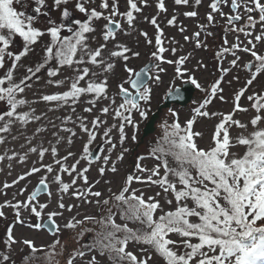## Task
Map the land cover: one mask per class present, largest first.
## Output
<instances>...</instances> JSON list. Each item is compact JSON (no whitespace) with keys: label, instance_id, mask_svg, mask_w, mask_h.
<instances>
[{"label":"snow or ice","instance_id":"snow-or-ice-1","mask_svg":"<svg viewBox=\"0 0 264 264\" xmlns=\"http://www.w3.org/2000/svg\"><path fill=\"white\" fill-rule=\"evenodd\" d=\"M201 2L195 0V6L198 8ZM174 4L189 6L190 0H174ZM126 5V10L121 12L119 0H99L98 3L97 0H0V134L11 135L14 126L26 128L33 123L39 125L34 129L31 139L24 137L25 144L21 145L23 154L12 151L9 155L8 151L11 150H6L0 155V162L8 161V175H11L13 161L24 169L10 183L5 181L2 184L0 195L7 196L8 189L29 180L33 175L44 173L36 189L24 200L17 197L24 196L27 186L19 188L11 200L0 202V218H6V208L14 212V222L6 229V247L10 249L16 243H23L35 254L38 249L33 240L25 238L19 241L14 237L15 225L26 223L23 212L27 211L37 221L28 225L30 229L47 228L55 235L60 231V226L54 217L63 216V210L71 212L76 207L64 203V195L70 193L85 204H94L101 209V214L99 219L96 216H85L83 220L73 217L64 224L66 229H77L78 225L89 221L100 228L91 243L81 245L69 256L67 264H74L77 257L82 259L92 252H98L101 257L107 255L112 264H264V94L253 92L246 96L255 112L248 123L233 118L237 112L249 111L241 107V98L245 97L257 76L264 74V54L257 51V45L264 43V0H211L210 11L206 15L207 23H197L198 31L191 37L183 36L186 42L195 40L197 49L206 47L200 40L201 34H212L207 29L215 26L218 14L225 21L223 43H229L228 33L236 34L237 42L223 49L224 53L231 52L234 57L230 64L237 66L241 59L238 52L250 54L253 58V62L246 67H255V71L245 85L234 93V107L228 114L207 109L214 99L227 102L222 95V83L229 69L220 66L219 79L208 89L202 87L194 72L206 69V65L197 61L195 69L188 68L186 65L192 56L191 52L176 59L165 57V53L176 57L180 42L172 37L168 40L172 46H165L164 30L157 16L150 19L144 17L155 29L154 44L147 32H140L146 43L155 49L150 55L151 67L145 66L139 72L128 67L127 62L138 58L140 52L119 42L117 30L125 35L136 30L137 14H142L141 5L148 6V0H126ZM224 7L229 8V13L223 11ZM156 8L158 15L168 11L165 0H156ZM53 12H58L59 16L54 17ZM182 15L198 18L199 14L197 10H192ZM177 19V15L173 14L167 19V25L176 27ZM101 21L104 23L101 24ZM98 24L100 42L93 49L89 45V37L97 33ZM122 24L127 25V30ZM178 30L180 33L187 31L182 24ZM241 34L246 43L240 40ZM46 36L48 41L41 49L43 56L34 67H26V74L17 81L15 73L24 67L23 59L34 52L35 46ZM221 55L217 53V59ZM119 61L124 62V71L129 75L117 85V95L122 97V102L117 105L116 98L108 95V88L109 79L115 75L114 69ZM164 64L174 65L173 82L187 77L186 82L205 93V99L193 109V117L183 125L178 113L169 110L171 122H163V135L150 152L151 158L157 161L155 166H143L141 161L146 157L137 156L134 171L125 173L118 191H113L110 185L114 180L104 177L109 173L113 178L118 176V162H122L125 155L132 151L130 147H125L126 141L130 139L133 144L138 143L140 121L148 119V105L153 91L146 83V78L157 85L162 83L160 74L166 73ZM64 69H71L73 75L56 79ZM153 69L155 74L148 77ZM41 73L46 74V86L61 88L67 84V90L40 93L32 101L23 98L21 94L32 88L33 78L36 81L41 79V75H38ZM228 83L231 84V81ZM125 84L130 87H125ZM174 94L180 97L179 90ZM86 96L91 97L86 101L90 106L85 107L83 112L89 114L98 102L109 101L108 105L100 108V115L91 121L83 115H76L75 119L71 114L55 118L48 116L50 112L64 109H70L75 114L76 105ZM41 102L47 110L37 113L33 105ZM24 107L27 110L20 111ZM110 112L113 120L119 121L118 124L108 126L107 119H101V116L107 117ZM217 116L222 119L215 125L208 146L200 147L198 139H203L204 133L194 129L196 118L211 119ZM69 124L73 127H69ZM249 124L252 128L250 132ZM233 125L241 130L234 138L229 131ZM49 126L52 140L41 136L49 131ZM77 127L82 134L80 138L86 136L87 140L78 158L69 164L70 158L77 157V153L70 150L74 138L78 136ZM128 128L132 130L130 137L126 131ZM101 130L104 146L91 150L90 145L97 140ZM113 130L118 132L120 146L115 159L113 153L117 143L113 142ZM7 135H0V145L6 143ZM17 139V136H12V140ZM60 146L65 147L66 154L63 156L60 155ZM238 146L245 148L243 155L231 151ZM95 151H99L100 155H96ZM33 155L35 160H31ZM46 156L51 157V162L45 163ZM82 161L86 162V166L80 168L78 166ZM172 162L175 166H171ZM94 164L100 179L90 182L87 173ZM65 174L69 177L67 182L64 180ZM101 180L109 185L106 198H102L103 191L95 190ZM78 181H82V185ZM134 183L156 186L160 191L154 196L145 197L141 188L133 187ZM50 184L55 185L59 193V210L45 213L50 205L40 203L38 198L41 193H46L51 201L53 193L49 189ZM114 208L123 223H117ZM44 215L47 220L41 222ZM129 221L137 227L130 228ZM92 231L91 228H85L77 235L82 238L85 232ZM173 236L178 239H173ZM59 243L57 239L51 247L55 248ZM130 244L139 246V255L128 250ZM32 258L28 257L29 260ZM9 261L10 256L3 255L0 264ZM87 264H98L97 256L92 255Z\"/></svg>","mask_w":264,"mask_h":264},{"label":"rangeland","instance_id":"rangeland-1","mask_svg":"<svg viewBox=\"0 0 264 264\" xmlns=\"http://www.w3.org/2000/svg\"><path fill=\"white\" fill-rule=\"evenodd\" d=\"M99 0H97V3ZM211 3V0H202L201 4L197 8L195 6V0H190L189 6H176L174 4V0H165L166 7L168 9L167 13H159L156 8V0H148V6L142 7V14H137L138 19L135 22V29L134 31H131L130 34L125 35L119 30H117V39L119 42L126 44L128 47H130L133 51L140 52V56L138 58H132L130 59L128 63V67L132 68L134 72H136L141 66L146 64L147 62H150V55L151 52L154 51V47L150 46L146 43L145 38L140 35V32H147L149 38L153 39V44L155 42L154 36H155V29L153 26H151L149 23H147L144 20V17H148L149 19L152 16H157L158 23L160 24L161 28L164 30V36H165V46L171 47L172 45L168 44V40L172 37H175L176 40H178L180 43L177 45L178 52L177 56L174 57L170 53H165V57L167 59H176L180 55H186L189 52L192 53V56L190 60L187 62V67L190 69H195L197 65V61H202L206 65V69H199L194 72V75L197 79V81L201 84L202 87L208 89L210 86L221 76L220 72V66L224 68H228L229 72L224 74V81L222 83V87L224 88V92L222 95L225 96V99L227 102H222L218 98L214 99L213 102L208 106V111L210 112H218L222 114H228L232 111L234 104H233V96L236 91H238L241 87H243L247 81V79L251 78V74L255 71V67L249 69L246 67V65L250 62H253V58L250 56V54H246L243 52H238L237 55L241 57V59L238 61L237 66L233 67L230 64V61L234 58L231 54V52L224 53V48H230L233 43H236V34L228 33L227 34V40L229 43L225 45L223 43L224 40V24L225 21L222 19L218 14H216V22L215 26L208 27L207 31L211 32V35H206L205 33L201 34L200 40L202 44H206V47H201L199 49L195 48V40L191 41H184L183 36L188 35L192 36V34L196 31H198L197 23L200 24H206V15L210 11L209 4ZM127 8L126 0H119V9L121 12L125 11ZM197 10L198 11V18H188L182 15L185 11H192ZM223 11L225 13H229V8L224 7ZM173 14H176L177 19V26L172 27L167 25V19H170ZM119 19V17H118ZM101 24L104 23L103 21L100 22ZM242 23V22H241ZM183 25L186 27L187 31L185 33H180L178 28L179 25ZM41 27H43L41 25ZM122 27L127 30V25L122 24ZM98 31L97 33L93 34L89 37V45L93 49L98 46V43L100 42V32L99 28L100 25H97ZM95 37V39L93 38ZM240 40L244 41L246 43L245 37L241 34ZM48 41V37H44L43 41L41 43H38L35 46V51L30 53V55L23 59L22 64L24 67L19 68V70L15 73V77L17 81L22 78L26 74V67L32 66L34 67L36 62L40 60V58L43 56L42 52V46L44 43ZM182 46V47H181ZM109 47L111 48L112 45L109 44ZM257 51L261 54H264V43L257 45ZM217 53H222L220 59H217ZM122 61L117 62L116 68L114 69L115 75L112 76L109 79V88H108V95L110 97L116 98L117 105L122 102V97L117 95L118 88L117 85L122 80L128 78V73L124 71ZM163 67L166 69V73H161L162 83L159 85L152 82V80L149 78V81L147 82L148 86L152 88V98L151 102L148 105L149 108V114L156 109L159 103L162 102L163 98L165 97V94L174 88L175 86L181 85L183 82L187 80V77H185L183 80L176 79L173 82V75H174V65H168L164 64ZM96 71H99L98 69H94ZM155 74V70L153 69L152 72H150V77ZM41 75V79L39 81H36L35 78H33L32 88L26 89L25 93L21 94L23 98L28 99L29 101L35 100L37 96L40 93L44 94H50L57 91H64L67 90L68 85L65 84L61 88H56L53 86H46L45 81L47 79L46 74H38ZM73 75V72L71 69H64L62 70V73L60 76L56 77V79H63L65 76H71ZM235 77H238V79H234ZM231 81V84L228 82ZM82 85L84 82H81ZM125 87H129V85L125 84ZM253 92H257L259 94H264V74H259L257 76V79L253 82V85L249 86L247 93L245 94V97L241 98L240 104L241 107H246L249 109L247 113H241L237 112L234 115V119H238L243 123H248L251 116L255 115L254 110L251 109V102L246 99L247 95H251ZM219 95V94H218ZM91 97H82L81 102L76 105V113L72 114L70 109H64L55 113H48V116L51 118H55L56 116H63L71 114L73 115V119H75L76 115H83L87 116L88 121H91L95 116L100 115V108L108 105L109 101L103 100L101 102H98L96 105V108L93 110L92 113H85L83 112V109L85 107H89L86 103L88 99ZM205 99V93L201 92L199 89L196 88L195 94L190 101V103H187L184 106H174L172 105L169 108H165L160 112V116L158 120L155 122V127L152 133L147 135L144 140L135 147V144L129 139L125 143V147H130L132 151L129 154L125 155V158L122 162H118L119 166V174L115 178L111 176L109 173L104 177V179H113L114 182L110 185L112 187L113 191H118L120 182L122 178L124 177L125 173L134 171V163L136 162L137 156H144L146 159L141 161L142 165L147 168H152L157 163L156 160L151 158L150 152L152 147L156 144V142L162 137L163 131L161 128V125L165 120H168L171 122V116L170 111H175L179 115V120L181 124L183 125L188 119H191L194 115L193 109L198 107L199 104ZM143 103V102H141ZM33 107L37 109V113L40 111H46V105L41 102L38 104H34ZM27 110L26 107L21 108L20 111ZM101 119H107L108 126H110L113 123H119V121H114L112 118V113L110 112L107 117L101 116ZM137 119L139 117L137 116ZM220 119H222L221 116L213 117L211 119L208 118H196V123L194 124V129L196 131H202L204 133L203 139H198V143L200 147H206L209 144L211 135L214 132L215 125L219 123ZM148 120V119H147ZM147 120L140 121L139 131L137 133V138L139 140L142 128ZM59 123V120L56 121ZM39 125L36 123L28 125L25 127L20 126H14L11 132V135L7 134H0V135H7V140L5 144L0 145V155H3L6 150L8 151V154L11 155L12 151L19 152L20 154H23V150L21 149V145L25 144L24 137H28L29 139L32 138V133L36 127ZM69 127H73V125L69 124ZM78 136L74 138L73 145L70 146V150L77 153V157L70 158L68 163L71 164L74 162L75 158H78L79 154L82 151L83 144L86 142L87 137L83 136V138H80L82 135L80 133L79 128H75ZM51 131L52 129L49 126V131L47 133L41 134L42 137H47V140H52L51 137ZM102 131L101 134L97 137V140L93 142L92 145H90L91 150H97L100 147H103L102 143ZM128 132L129 137L131 136V128L126 129ZM230 135L234 138L239 134L241 131L240 129L236 128L234 125L229 129ZM248 131H252L251 125L249 124ZM23 133V135H21ZM61 135H67L66 133H61ZM113 137V142L117 143V148L113 153V159H115V155L120 151L119 146V136L118 132L116 130H113L111 133ZM247 135V133H245ZM12 136H17V140H12ZM39 139V138H38ZM54 143V141H53ZM45 146L47 147V141H45ZM231 151L238 153V155H243L245 148L244 147H235L231 149ZM66 154L65 147L60 146V155L63 156ZM96 155H100L99 151H95ZM36 157L33 155L31 157V160H35ZM51 162V157L46 156L45 157V163ZM31 166V161H29V167ZM86 166V162L82 161L81 164L78 166L80 168H83ZM171 166H175L174 162H172ZM0 169H3V171H0V187H2V184L6 182H11L13 179L16 178L18 174H20L24 169L22 166L17 164L15 161H13V167L11 169V175H8V161L5 160L3 162H0ZM44 173L33 175L29 178V180L22 181L18 186H15L11 189L7 190V196L0 195V202H3L5 199L11 200L13 194L18 191L19 188L27 186V191L25 192L24 196L17 197V199L24 200L27 195H29L35 185L39 182V178ZM161 174H163V170H161ZM89 177V181L93 182L96 179H100L97 167L94 164L90 171L87 173ZM49 180H51V176H49ZM64 180L67 182L69 180V177L65 174ZM79 184L82 185V181H78ZM109 185H105L103 180H101V184L97 186L95 190H101L104 192V197L106 198L108 196L107 188ZM133 187L135 188H141L144 193L145 197L152 195L154 196L157 191H160V189L156 186L149 187L148 185L144 184H137L134 183ZM50 191L53 193L51 201H49L47 194H43L39 196L38 200L40 203H49V208L45 209V213L52 210H59L57 209V199L59 196V193L57 191V188L55 185L50 184L49 185ZM65 205H76V207H73L72 211L69 212L66 209L63 210V216L60 217H54V220L56 221V224L60 226V231L56 233L55 235L49 233L45 229L41 230H35L30 229L28 227L29 224H33L37 222L35 218L29 215L27 211L23 212V218L25 219L26 223L24 225L16 224L13 230L14 237L22 241L25 238L31 239L34 241V244L38 251L35 254H32L31 250L25 246L23 243H16L11 246L9 249L6 247L4 241L7 239L6 237V229L7 226L12 224L14 222V212L11 208H6L4 211L6 212V218H0V260H2L3 255H9L10 261L7 262V264H67V260L69 256L74 253L77 249L81 248V245L83 244H89L93 240V237L95 236L96 232L100 230L99 225L94 224L89 221H85L83 225H78L77 229H66L64 228V224L67 223L69 220H71L73 217H75L77 220H83L85 216H96L97 219L100 218L101 209L97 208L94 204H85L80 200H77L75 197H73L70 193L65 194L63 197ZM167 210V206H165ZM114 212H117V209H113ZM47 218L46 215L43 216V219L41 222H43ZM116 221L117 223H123L120 219V216L117 212L116 215ZM128 226L130 228H136L137 225L134 222L129 221ZM85 228H91L93 229L92 232H85L84 236L82 238L78 237L77 233ZM173 239H178V237L173 236ZM59 239L60 243L55 245V248L51 247L54 242ZM195 242V241H193ZM128 250L133 251L134 254L139 255V246H133L129 245ZM92 255L97 256L98 264H112L111 260L108 258L107 255L101 257L98 252H92L87 253L84 258L77 257L74 260V264H87L88 260L91 258ZM32 256L33 258L31 260L28 259V257Z\"/></svg>","mask_w":264,"mask_h":264},{"label":"water","instance_id":"water-1","mask_svg":"<svg viewBox=\"0 0 264 264\" xmlns=\"http://www.w3.org/2000/svg\"><path fill=\"white\" fill-rule=\"evenodd\" d=\"M145 66L151 67L150 62H148L143 67H141L137 72L141 71V69H144ZM148 77H149V74H148ZM148 79L149 78H146V82ZM176 90H179L180 97L175 96L174 93ZM194 91H195L194 85H191L190 83L184 82L181 86L175 87L172 90H170L168 93H166V95L163 99V102L158 105L157 109L149 116L148 120L145 122L144 127L142 129L140 141H142L145 136H147L148 134L153 132L154 123L159 118V114L163 108H167L171 104H176V105H181V106L186 105L187 103H189L191 101V98L193 96ZM170 92L172 93L171 95H170ZM37 185H38V183L36 184L34 190L36 189ZM41 194H43V193H41ZM46 220L47 219H45L44 221H46ZM45 229L48 231L47 228H45Z\"/></svg>","mask_w":264,"mask_h":264},{"label":"flooded vegetation","instance_id":"flooded-vegetation-1","mask_svg":"<svg viewBox=\"0 0 264 264\" xmlns=\"http://www.w3.org/2000/svg\"><path fill=\"white\" fill-rule=\"evenodd\" d=\"M54 17H58L59 16V13L58 12H53L52 13ZM41 20H43V18L41 17ZM43 26V24H41Z\"/></svg>","mask_w":264,"mask_h":264}]
</instances>
